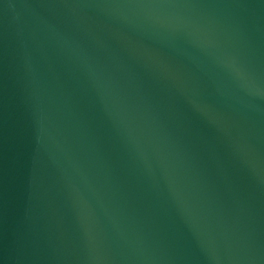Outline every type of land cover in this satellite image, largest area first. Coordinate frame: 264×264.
<instances>
[{
    "label": "water",
    "instance_id": "1",
    "mask_svg": "<svg viewBox=\"0 0 264 264\" xmlns=\"http://www.w3.org/2000/svg\"><path fill=\"white\" fill-rule=\"evenodd\" d=\"M0 264H264V0H0Z\"/></svg>",
    "mask_w": 264,
    "mask_h": 264
}]
</instances>
